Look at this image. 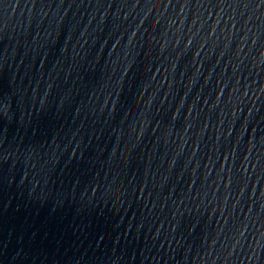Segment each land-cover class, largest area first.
Wrapping results in <instances>:
<instances>
[{"label": "water", "instance_id": "obj_1", "mask_svg": "<svg viewBox=\"0 0 264 264\" xmlns=\"http://www.w3.org/2000/svg\"><path fill=\"white\" fill-rule=\"evenodd\" d=\"M0 264H264V0H0Z\"/></svg>", "mask_w": 264, "mask_h": 264}]
</instances>
